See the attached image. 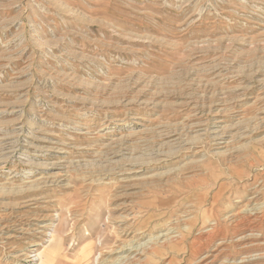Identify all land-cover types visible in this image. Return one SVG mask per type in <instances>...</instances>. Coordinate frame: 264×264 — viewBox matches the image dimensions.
<instances>
[{"label": "rangeland", "instance_id": "374dc122", "mask_svg": "<svg viewBox=\"0 0 264 264\" xmlns=\"http://www.w3.org/2000/svg\"><path fill=\"white\" fill-rule=\"evenodd\" d=\"M262 182L264 0H0V264H230Z\"/></svg>", "mask_w": 264, "mask_h": 264}, {"label": "bare ground", "instance_id": "6f19581e", "mask_svg": "<svg viewBox=\"0 0 264 264\" xmlns=\"http://www.w3.org/2000/svg\"><path fill=\"white\" fill-rule=\"evenodd\" d=\"M206 123V122H205ZM220 146V145H219ZM237 167V166H236ZM231 168V167H230ZM233 170H234V168H233ZM232 170V171H233ZM218 172V171H217ZM253 172V171H252ZM229 173H230V171H229ZM236 174V175H235ZM238 175H240L239 174V171H236V170H234V172L231 174V176L233 177V179H235V180H237V181H239V179H240V177L238 176ZM257 175V174H256ZM211 176V175H210ZM248 176H250V175H248ZM253 176V175H252ZM255 176V175H254ZM259 176V175H258ZM258 176H256V178L258 177ZM109 177V176H108ZM217 177V176H216ZM242 177H244V176H242ZM241 177V178H242ZM261 178V177H260ZM263 178V177H262ZM173 179V178H172ZM220 180L221 179H224V178H219ZM218 179V180H219ZM247 179V178H246ZM253 179V181L252 182H254V179L255 178H252ZM257 179H259V178H257ZM207 180V179H206ZM205 180V181H206ZM203 181V180H202ZM208 181V180H207ZM247 181V180H246ZM255 181H256V179H255ZM262 181V180H261ZM261 181H259V182H261ZM204 182V181H203ZM210 182V181H209ZM221 182V181H220ZM220 182H218V190H219V192H221L222 190H224V189H226V186L224 185V183L222 182V183H220ZM248 182H250V181H248ZM248 182H247V184H248ZM186 183V182H185ZM197 183V182H196ZM199 183V182H198ZM210 183H212V181L210 182ZM264 182H262L261 184H263ZM204 184H207L206 182L205 183H203V185ZM257 184V183H256ZM256 184H254V186L252 187L253 189H251V191L250 192H247V193H249V197L247 198V202H248V208H247V206H246V210H244V211H241V212H244L245 213V215L244 214H240L239 212V214H237V215H235V214H233V215H235L234 216V219H237V222H239V224H238V226H240V228H241V232L240 233H238L239 235L237 236V234H236V236H237V238H236V243H235V245H237V246H241V245H243L244 247L245 246H251V247H255V249L254 250H256V252H253V253H248V251L247 252H245V255H241V257H239V258H236V259H234L233 260V262L232 263H230V264H264V246H262L263 245V242H264V234L262 233V231L263 230H260L261 229V226H262V223H261V225H260V229H258V230H260V231H258L257 230V227H258V225L256 224H254V220L255 219H257V217H258V214L257 213H260L259 212V210H260V205L262 204V205H264V201H263V196H261L262 194H261V190L260 189H258V187L256 188ZM261 184H260V186H261ZM192 185H193V183H192ZM191 185V186H192ZM195 185V184H194ZM251 185V184H250ZM253 185V184H252ZM199 186V185H198ZM197 186V187H198ZM216 186V185H215ZM258 186V185H257ZM167 187V186H166ZM194 187V186H193ZM201 187V186H200ZM208 187V186H207ZM247 187V186H246ZM262 187V186H261ZM204 188V187H203ZM202 188V189H203ZM244 188H245V186H244ZM206 189V188H205ZM211 189V188H210ZM170 190V189H169ZM189 190V189H188ZM214 190V189H213ZM212 190V191H213ZM230 190V189H229ZM197 191V190H196ZM205 191V190H204ZM203 191V192H204ZM208 191V190H207ZM223 192H225V191H223ZM211 193V192H210ZM231 193L233 194V190L231 191ZM212 194V193H211ZM229 194V193H228ZM261 194V195H260ZM208 195V194H207ZM247 194L245 193V196H246ZM206 196V195H205ZM230 196V195H229ZM115 197V196H114ZM210 197V196H209ZM213 198V197H212ZM263 198V199H262ZM212 200V199H211ZM216 205V204H215ZM24 206V205H23ZM75 211H77V210H75ZM51 215V214H50ZM35 217V216H34ZM37 217V216H36ZM55 218H57L56 216H54ZM79 217V216H78ZM231 217V216H230ZM52 219V218H51ZM122 219V218H121ZM61 220V219H60ZM125 220V219H124ZM65 221V220H64ZM233 221V220H232ZM235 221V220H234ZM259 222V221H258ZM257 222V223H258ZM260 223V222H259ZM164 225V224H163ZM28 226V225H27ZM29 226H31L30 224H29ZM34 226V225H33ZM52 226H53V224H52V222H48L47 224L45 223V225H42L41 226V228L42 229H40L39 231H38V233L39 234H43V235H47V236H49V239H48V241H50V242H52V241H54V239H55V234H53V233H50L51 231H50V228H52ZM236 226V225H235ZM264 226V225H263ZM55 227V226H54ZM74 227V226H73ZM163 227V226H162ZM166 227V226H165ZM237 227V226H236ZM28 228V227H27ZM40 227H38V229H39ZM75 228V227H74ZM239 228V227H238ZM30 229V228H29ZM48 229H49V231H48ZM162 229V228H161ZM167 229H168V227H167ZM56 230V227L54 228V231ZM73 230V229H72ZM236 230V229H235ZM21 232H24V231H26V230H20ZM171 231V230H170ZM207 231H208V229H207ZM234 231V230H233ZM239 231V230H238ZM19 232V231H18ZM27 232V231H26ZM157 232V231H156ZM174 232V231H173ZM37 233V232H36ZM119 233V232H118ZM163 233V232H162ZM162 233H157L155 236H152L151 235V237L148 239L149 240V242L148 243H152L153 241H156V242H159V243H166V242H168L169 240V243H171V241H175L174 239L176 238V237H178L177 235H172V236H168L166 233H164V234H162ZM175 233V232H174ZM202 234H203V232H201ZM206 233V232H205ZM211 233V232H210ZM224 233V232H223ZM235 233H237L236 231H235ZM19 234V233H18ZM155 234V233H154ZM234 234V233H233ZM9 235V234H8ZM13 235V234H12ZM20 235V234H19ZM205 235V234H204ZM202 236V237H205V239H210V240H212L211 238H212V236ZM13 237H15V236H13ZM116 237V236H115ZM125 237H127V236H125ZM215 237V236H214ZM217 237V236H216ZM221 237V236H220ZM16 238V237H15ZM43 238V237H42ZM116 238H120V236L119 237H116ZM115 238V239H116ZM138 238V237H137ZM140 238V237H139ZM138 238V239H139ZM222 238V237H221ZM39 239V238H38ZM128 239V238H127ZM180 239V238H179ZM214 239V238H213ZM217 239V238H216ZM36 240V239H35ZM101 240V239H100ZM120 240V239H119ZM203 240H204V238H203ZM219 240H220V238H219ZM222 240V239H221ZM34 241V240H33ZM115 241V240H114ZM207 241V240H206ZM215 241V240H214ZM38 242V241H37ZM116 242V241H115ZM114 242V243H115ZM119 242V241H118ZM146 242H147V240H146ZM210 242V241H209ZM220 242V241H219ZM222 242H224L223 240H222ZM39 243V242H38ZM119 243H121L119 246L117 245L116 246V248H118V249H123L124 248V250H126V249H128L129 251H131V252H133L134 253V251L137 253V249H141L142 248V246H143V244L142 243H136V240L135 239H133V238H130V239H128V240H126V239H122ZM118 243V244H119ZM148 243H146L147 244V246L149 247V245L150 244H148ZM173 243V242H172ZM206 243V242H205ZM227 243V242H226ZM44 244V243H43ZM156 244H158V243H156ZM216 244H217V242L215 243V246H216ZM219 244V243H218ZM36 245L37 244H33L31 247H28V250L24 253H19L18 252V254L16 255V256H21V255H27V257H33L34 259L33 260H35L36 262L37 261H39V263L38 264H46V263H48V260H49V255H48V253L45 251V249H43V250H41V251H39L38 253H36V254H33V255H30V253L31 252H34V251H37L38 249H37V247H36ZM155 245V244H154ZM221 245V244H220ZM219 245V246H220ZM113 246H114V244H113ZM159 246V245H158ZM162 246V245H161ZM167 246V245H166ZM198 246V245H197ZM218 246V245H217ZM227 246V245H226ZM225 245L223 246V247H226ZM168 247V246H167ZM199 247V246H198ZM203 247V246H202ZM242 247V246H241ZM16 248V247H15ZM113 248V247H112ZM115 248V249H116ZM201 248V247H200ZM211 248V247H210ZM216 248H218V247H215V249ZM221 248V247H220ZM248 248V247H247ZM199 249V248H198ZM225 248H223V250H224ZM16 250H17V248H16ZM201 250H202V248H201ZM222 250V249H221ZM223 250L221 251V252H223ZM113 251V250H112ZM116 251V250H115ZM146 251H147V249H146ZM220 251V250H219ZM225 251V250H224ZM246 251V250H245ZM142 252V251H141ZM144 252V251H143ZM240 252V251H239ZM111 253V252H110ZM151 253V252H150ZM153 253H154V251H153ZM197 253H198V251H197ZM103 254V253H102ZM112 254V253H111ZM167 254V253H166ZM204 255H207V254H204ZM97 256H99V255H97ZM118 256H119V254H118ZM117 256V257H118ZM130 256H132V255H130ZM139 256V255H138ZM142 256V255H141ZM144 256H146V255H144ZM198 256H199V254H198ZM197 256V257H198ZM215 256V255H214ZM214 256H212V255H209V256H205V257H200V259L199 260H197V264H213V262L215 261V257ZM102 257V256H101ZM101 257H100V259H101ZM116 257V258H117ZM127 257V256H126ZM158 257V256H157ZM180 257V256H179ZM229 257V256H228ZM103 258H104V256H103ZM115 258V259H116ZM124 258V257H123ZM122 257H121V260L120 261H118V259H117V262L115 263H112V264H125V260H122L123 259ZM150 258V257H149ZM98 259H99V257H98ZM97 259V260H98ZM130 259H132V258H130ZM31 260V259H30ZM136 260H138V259H136ZM100 261V260H99ZM134 261V260H133ZM141 261V260H140ZM201 261V263H198V262H200ZM220 261H222V260H220ZM220 261H219V264H228L227 263V261H225V262H221L220 263ZM250 261H252V263H250ZM103 262V261H102ZM128 262V261H127ZM145 262V261H144ZM149 262V261H148ZM159 262V261H158ZM129 263V262H128ZM133 263V262H132ZM135 263V262H134ZM137 263V262H136ZM156 263V262H155ZM154 263V264H155ZM110 264V263H109ZM148 264V263H147Z\"/></svg>", "mask_w": 264, "mask_h": 264}]
</instances>
